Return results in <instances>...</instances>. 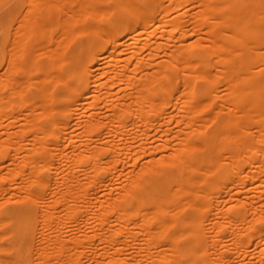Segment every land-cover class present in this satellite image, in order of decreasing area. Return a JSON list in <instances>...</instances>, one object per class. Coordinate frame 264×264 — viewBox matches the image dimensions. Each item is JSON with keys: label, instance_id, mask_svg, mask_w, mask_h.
<instances>
[{"label": "bare ground", "instance_id": "obj_1", "mask_svg": "<svg viewBox=\"0 0 264 264\" xmlns=\"http://www.w3.org/2000/svg\"><path fill=\"white\" fill-rule=\"evenodd\" d=\"M23 2L0 264H264V0Z\"/></svg>", "mask_w": 264, "mask_h": 264}, {"label": "rangeland", "instance_id": "obj_2", "mask_svg": "<svg viewBox=\"0 0 264 264\" xmlns=\"http://www.w3.org/2000/svg\"><path fill=\"white\" fill-rule=\"evenodd\" d=\"M6 1H7V0H0V8H1L0 10L2 11V12L0 11V15L3 14V15H1V17H0V19L3 20V21H0V29L2 28V31L0 30V31H1L0 33H1V34L7 33L8 36L12 37V30L16 32V31H17V27H19V26H18V22H20V21H18V19H19V17L21 18V13H20V12H21L20 10H22V9H21V8H22V6H21V2L24 1V2L22 3V5L25 6V5L27 4V1H28V0H23V1H22V0H17V1H16V0H14V1H13V0H8L9 5H7L8 2H6ZM11 1H12V2H11ZM202 1H203V0H202ZM211 1H213V0H211ZM215 1H216V0H215ZM4 2H5V3H4ZM10 2H11V3L14 2L13 4H14L15 6H14L13 4H11ZM17 2H18V3H17ZM3 3H4V4H3ZM15 3H16V4H15ZM19 3H20V5H18ZM201 3H202V2H201ZM2 4H3L4 6H3ZM203 4H205V5H203V6H205V7L208 6V5H206V3H204V2H203ZM207 4H209V3L207 2ZM1 5H2V6H1ZM10 5H11V6L13 5L14 7L12 6V7H13V8H12ZM200 5H201V4H200ZM209 5H210V4H209ZM16 6H17L18 9H20L19 11H18V9L16 8ZM19 6H20V8H19ZM198 6H199V5L197 4L196 7L194 8V9H195V10H194L195 12H196V9L199 8ZM4 7H5V9H2V8H4ZM205 7H204V8H205ZM10 8H11V13H9V11H8V9L10 10ZM15 8H16V10H15ZM191 8H192V7H191ZM200 8H201V6H200ZM204 8H203V9H204ZM12 9L14 10V12H13ZM203 9H201V10H203ZM3 11H4V12H3ZM7 11H8V13H7ZM194 11H193V12H194ZM17 12H18V13H17ZM13 13H14V15H16V16H15L16 18L13 17V15L11 16V14H13ZM210 13L212 14V12H210ZM214 13H216V9H215ZM214 13H213V14H214ZM7 14H8V15H7ZM19 14H20V15H19ZM9 15L11 16V17H10L11 19L8 18ZM6 16H8V17H6ZM189 16H190V15H189ZM210 16H212V15H210ZM4 17L8 18L9 21H8L7 19H6L7 21H5V20H4ZM190 17H191V16H190ZM190 17H189V18H190ZM212 17H213V16H212ZM12 18H15V20L17 19L16 21H18V22H16L14 19H13V20H14V21H13ZM187 19H188V17H187ZM190 19H191V18H190ZM190 19H188V20H190ZM19 20H20V19H19ZM4 21L6 22V23H5V26H4ZM10 21L12 22V24H14V26H13L12 24L8 25L7 22L10 23ZM13 22H14V23H13ZM15 22H16L17 24H16ZM2 24H3V25H2ZM15 24H16V25H15ZM1 26H2V27H1ZM9 26H11V28H10ZM5 27H7V28H5ZM14 27H15V28H14ZM4 28H5V29H4ZM8 28H9V30H8ZM207 28H208V27H205V29H203V30H206ZM15 29H16V30H15ZM7 30H8V32H7ZM10 30H11V31H10ZM203 30H202V33H205V32H203ZM15 32H14V33H15ZM8 33H9V34H8ZM14 33H13V34H14ZM205 35H207V34H206V33H205V34H202V36L207 37V36H205ZM13 36H14V35H13ZM206 42H207V41H205L204 43H206ZM208 43H209V42H208ZM205 46H206V44H205ZM204 48H205V47H204ZM222 89H223V88H222ZM221 94H222V93H219L220 98H221ZM221 99H223V98H221ZM221 99H219V97L217 98V100H219V101H220ZM225 99H226V98H224V100H225ZM118 174H119V173H118ZM118 174H117V175H118ZM99 175H100V177H101L102 179H104V178H106L109 174H108L106 171H101ZM116 177H117V176L115 175V178H116ZM120 179L123 180L124 178H123V179H122V178H119V180H120ZM117 180H118V179H117ZM13 205H14V204H11V203L8 204V206H13ZM69 228H70V229H69ZM67 229L70 230V231H67L69 235H72L73 231H74V232H77V231H75L76 229H74V228H73L74 230H73V229L71 230V227H68ZM71 231H72V233H69V232H71ZM73 234H74V233H73ZM251 248L253 249L254 246H252ZM235 255H236V254H234V259H236V260H237V259H241V258L243 259V257H242L243 255L241 256V254H239V255H237V258L235 257ZM238 256H239V257L241 256V258H239ZM251 256H252V255H251ZM232 258H233V257H232ZM82 259H83V258H82ZM242 259H241V260H242ZM250 259H251V260H250ZM253 259L255 260V257H254V258H249V260H250V261H249V262H250L249 264H251V263L254 264V263L256 262V261H254ZM85 260H86V258H84V261H85ZM236 260H235V261H236ZM256 260H257V259H256ZM82 261H83V260H82ZM246 261H247L246 264H248V258L246 259ZM251 261H252V262H251ZM237 262H240V261L238 260ZM237 262H236V264H238ZM83 264H87V261L83 262ZM231 264H233V263H231ZM234 264H235V262H234ZM255 264H256V263H255Z\"/></svg>", "mask_w": 264, "mask_h": 264}]
</instances>
